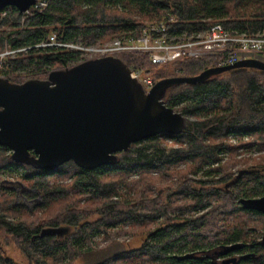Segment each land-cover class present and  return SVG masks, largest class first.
Masks as SVG:
<instances>
[{"label":"trees","instance_id":"1","mask_svg":"<svg viewBox=\"0 0 264 264\" xmlns=\"http://www.w3.org/2000/svg\"><path fill=\"white\" fill-rule=\"evenodd\" d=\"M47 1L48 7L41 12L31 9L29 15H24L15 8H6L7 15H0V53L8 48H30L16 59L9 60L4 78L11 82L22 84L29 80L16 78L17 72L27 70L33 73L30 80H46L51 72L71 68L84 61L78 52L37 49L36 46L51 34H56L64 43L89 46L99 41L104 44L118 38L138 37L144 27L159 23L165 17L170 21L168 30L174 35L192 34L216 25L247 35L264 31V0ZM119 58L131 70L142 69L155 83L165 78L197 76L219 65L217 58L184 60L164 66L153 65L146 55L128 54ZM169 68L172 72L168 71ZM164 101L186 118V127L181 135H166L177 140L176 147H165L159 140L160 136L133 144L129 152L117 154L119 161L115 166L101 169L107 174L105 177L99 170H83L73 161L55 172L15 164L11 151L0 146V171L10 165L26 168V180L32 182L30 187L39 190L43 198V202L33 210L17 203L16 194L0 198V230L6 231L28 264H75L93 250L92 247L85 248L84 244L91 235L100 234L104 228L117 223L125 225L131 221L137 226L139 221H145L149 225L158 219L164 211L156 207V201L148 196L151 183L147 181L151 179L152 171H164L166 166L176 162L191 164L188 171L197 172L204 165L219 161L218 157L224 151L236 155L241 148L259 146L264 150V72L237 69L213 77L204 84L179 85L167 92ZM230 137L237 140L235 146L229 143ZM162 162L167 165L163 166ZM135 175H140L141 181L131 180ZM251 177L247 183L240 178L230 187L242 185L243 198L264 195V177ZM69 178L73 179L64 184L58 182ZM226 180L202 182L203 187H211L203 197L212 196L217 191L214 187ZM120 184L130 191L141 184L147 189L133 197L121 198L116 192ZM2 189L0 182V192ZM201 191L194 194L201 196L205 190ZM237 196L240 199L241 195ZM82 201H85L83 205ZM206 204L196 203L195 206ZM218 209H226L225 203H221ZM238 210L255 215L242 207ZM93 216L99 219L94 223L86 221ZM62 226L72 229L64 239L40 236L45 228ZM179 226L151 231L149 241L138 250L117 252L119 256L106 259L104 255L94 256V264H119L120 260L126 263L144 256L149 257L145 264H200L172 256L182 248L174 237L181 228ZM250 232L237 229L238 236H246ZM243 241L252 254L243 260V264H264V245L255 241L250 243L246 237ZM0 264H18L5 253L1 243Z\"/></svg>","mask_w":264,"mask_h":264},{"label":"water","instance_id":"2","mask_svg":"<svg viewBox=\"0 0 264 264\" xmlns=\"http://www.w3.org/2000/svg\"><path fill=\"white\" fill-rule=\"evenodd\" d=\"M36 3L0 0V13L15 8L23 14ZM237 69L264 72V62L245 60L193 77L165 78L149 93L120 58L111 56L55 70L46 80L17 84L0 77V146L12 152L15 164L37 170L55 172L71 161L88 171L113 167L117 154L129 152L133 144L184 132L185 116L164 101L169 90L204 84ZM245 173L241 171L226 188ZM239 203L246 211L264 214V197L241 198ZM71 232L64 226L45 228L40 236L64 239Z\"/></svg>","mask_w":264,"mask_h":264},{"label":"rangeland","instance_id":"3","mask_svg":"<svg viewBox=\"0 0 264 264\" xmlns=\"http://www.w3.org/2000/svg\"><path fill=\"white\" fill-rule=\"evenodd\" d=\"M168 17L163 18L161 22L167 21ZM264 32V31H262ZM99 44L100 42H96L95 44ZM172 68H169V72ZM33 73H29V71H21L15 74L16 78L19 79H29L32 78ZM160 142H164L165 147L168 149L171 146L176 147L177 140L174 138H170L169 136H160ZM245 141H248L245 138ZM229 143L232 145L237 144V140L233 137H230ZM12 153V152H11ZM216 163H209L204 165L197 172H189L188 169L191 164L181 163L177 164L172 163L171 165L166 166L165 162H162L165 167L164 171H152L151 179L147 181L151 183L148 186L150 199L156 201L155 206L163 209L162 215L159 216L158 219H154L151 224L147 225L146 222L139 221L137 226L134 225L131 221H128L125 225L122 223H117L113 227L104 228L100 234H93L88 237L86 240L85 248L92 247V251L87 253L83 259L77 261L75 264H94L95 257L97 255H104L106 258L114 257L115 255L119 256V252H131L134 250L140 249L145 243L149 241L148 234L151 231L159 227H165L170 224L173 218L171 215L179 212L181 215H188L190 219H196L197 226H203L205 228L210 227H219L220 228H231V229H248L251 230L250 234H246V239L250 242H253V239L258 240L261 238L264 233V216L251 215L247 214L243 211L238 210L241 205L239 204V200L243 198L245 192L240 191L242 185L239 188H232L231 192H225L222 188L223 185L231 180L235 175L243 169H260L264 167V150H261L259 146H254L251 149L241 148L237 151V154H231V152L224 151L218 157ZM218 171H215V170ZM99 173L102 177L105 175L104 171L98 169ZM26 168L22 166H6L3 170L0 171V182H2V191L0 192V198L3 195L12 196L14 194L17 195L15 201L19 204L26 205L31 210L34 207L40 205L43 202V198L39 190L30 187L32 182H28L26 180ZM213 176L209 178L207 174ZM220 172V173H219ZM167 175L165 178L163 176ZM210 176V177H211ZM221 178H226L225 183H221L214 188H216L212 196L203 197L207 190H210L211 187H203L199 184V182H205L207 180L218 181ZM244 178V182L246 183L249 180H252L253 177L247 175ZM73 178H69L66 181L59 180V184H64L70 182ZM255 179V178H254ZM131 180L141 181L140 175H135L131 178ZM250 185H248L249 187ZM146 186L144 184L138 185V187L134 191H130L125 185L120 184L116 192L119 194L121 198L133 197L136 193L144 190ZM147 189V188H146ZM201 190H205L201 193V196L194 194V192H200ZM224 191V192H223ZM131 193V194H129ZM237 194L241 195L240 199ZM29 198L25 196H29ZM32 196V197H31ZM264 195H260L258 197L253 198H261ZM225 203V208L223 210L218 209L221 203ZM85 201H82L83 205ZM206 204L204 205V212L201 211L200 214L204 213V222L205 225H199L198 216L200 215L197 212H193L199 206H195V204ZM45 211V210H44ZM43 215V212H39ZM99 219L98 216H93L88 218L86 221L89 223H94ZM137 224V223H136ZM245 225V226H242ZM208 234H206L207 237ZM213 235V234H212ZM194 241H198V237L193 236ZM208 238V237H207ZM193 241V240H192ZM0 243L2 248L5 250V253L12 257L18 264H28L24 255L17 249L13 242H11L10 237L4 230H0ZM118 252V253H117ZM149 261L148 256H144V258H134L132 260L124 263V260H120L119 264H145V262Z\"/></svg>","mask_w":264,"mask_h":264},{"label":"built area","instance_id":"4","mask_svg":"<svg viewBox=\"0 0 264 264\" xmlns=\"http://www.w3.org/2000/svg\"><path fill=\"white\" fill-rule=\"evenodd\" d=\"M47 0H37L24 15H29L31 9L41 12L48 7ZM1 17L7 11L0 13ZM50 48L65 52H78L86 61L96 58L117 57L128 54L146 55L153 65L164 66L184 60H200L217 58L218 66L233 65L245 60H258L264 62V32L255 35L241 34L225 30L223 26L216 25L211 29L174 35L169 32L167 22H159L144 27L138 37H123L108 43L84 45L81 43H64L58 40L56 34L45 37L36 46ZM30 48H8L0 53V77L4 78V71L9 60L16 59L21 53ZM132 78L138 80L145 92L149 93L155 86L152 77L144 74L142 69L131 70Z\"/></svg>","mask_w":264,"mask_h":264},{"label":"flooded vegetation","instance_id":"5","mask_svg":"<svg viewBox=\"0 0 264 264\" xmlns=\"http://www.w3.org/2000/svg\"><path fill=\"white\" fill-rule=\"evenodd\" d=\"M241 171H246V173L241 178L246 177L249 174L251 176L264 177V167H262L260 169L258 168L251 170H240L235 175L234 179ZM199 184L202 185L203 183L199 182ZM227 184H229V182H226L223 185L222 189L225 192H231V189L233 187L226 188ZM204 208L205 207L203 206L197 209L195 208L193 212H197L200 214L201 211L204 212ZM250 212L258 216H264V214L256 211ZM171 217L173 218V220H171L170 224L165 227L172 228V226L174 225H180L179 227H181H178V232L176 233V235H174L175 239H177L181 243L182 247L181 251L174 252L172 255L177 260L194 261L200 264H243V260L252 255L249 250L248 244H245V242L243 241L246 236H238L236 229H219V227L205 228L203 226L195 227L194 225H196V219H190L188 215H181L179 212L171 215ZM198 220H200L199 225H205L204 213L198 216ZM165 227H159L155 229L154 232H157L158 230ZM206 234H208V238L206 237ZM195 235L198 237L197 242L194 241L195 239L193 238V236ZM254 241L259 243L260 245H264V233L258 240L253 239V242ZM235 258L237 259V262H231V260Z\"/></svg>","mask_w":264,"mask_h":264}]
</instances>
